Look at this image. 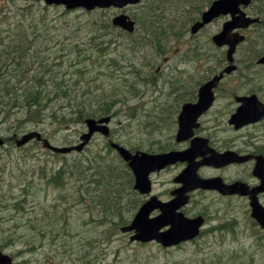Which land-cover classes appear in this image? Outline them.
I'll return each instance as SVG.
<instances>
[{
    "label": "rangeland",
    "instance_id": "rangeland-1",
    "mask_svg": "<svg viewBox=\"0 0 264 264\" xmlns=\"http://www.w3.org/2000/svg\"><path fill=\"white\" fill-rule=\"evenodd\" d=\"M185 1V0H183ZM190 2L192 0H187ZM210 0H194L189 8L175 7L168 13V18L174 20L175 26L173 32L170 34L161 49L162 52L156 53L149 46L138 48L135 50L132 47V41L127 38L126 40L119 39L118 34L108 37L109 41L113 42L111 46V53L118 56L119 53L125 55V59L121 61V69L116 66L113 67L116 83H123L124 91L128 83L136 80L135 75L130 74L131 71L139 72V81H142L143 76L147 78V84H141L139 89L140 95L133 96L132 92L127 93L125 102L119 104L122 110L119 113L118 119L125 120L124 117L131 116L141 105L153 99H161L166 91V98L174 96V105L165 104L163 101L158 100L157 104L162 105L163 111L167 114L172 113L169 123L161 127V130L153 129L146 133V130H141L137 135L138 137L129 139L134 141L137 147H144L151 153L164 152L176 146L174 143V133L176 130V116L180 105L190 98L192 93L190 91H178L174 89L172 84L171 75L173 74L172 67L175 64L183 63L180 59L190 61L184 63L182 82L191 84L193 92L198 89L201 83L208 80V72L206 69L209 66H215L218 73L222 70L218 60L225 58V50L216 48L209 44L211 38L215 33L221 30L222 24L226 19L222 18L219 21L212 23L201 35L197 38L191 35V27L196 19L210 6ZM215 0H211L213 2ZM259 2V0H256ZM210 3V4H209ZM257 3H254L256 5ZM148 8L145 9V11ZM117 11V10H116ZM115 10L105 11V13L97 11L87 13L83 11L69 12L65 16V23L57 27L54 31L55 35L51 38V42L63 40L70 30L76 35L84 37L87 31L85 25H89V21H97L102 18H110V20L117 14ZM142 9L130 8L128 13L139 14ZM64 12V8H51L49 17H55ZM116 13V14H115ZM119 13V12H118ZM108 18V19H109ZM84 22V26L79 27ZM117 30V29H116ZM114 30V31H116ZM119 31V30H118ZM120 32V31H119ZM141 31L136 32V36H140ZM118 33V32H117ZM173 33H177V36ZM254 44L256 47L247 48L245 46L240 49V53L236 55L237 65L244 68V73L249 79H253V83L259 86L264 85V67H255L249 71L248 63L256 64L259 57V51L264 46L263 39L260 38V33L255 38L247 40ZM192 45V46H191ZM197 46L199 54L189 55L188 49ZM61 45L58 46L60 49ZM245 50H250L245 52ZM258 56V57H257ZM254 59V60H253ZM243 70V69H242ZM241 70V71H242ZM123 71V72H122ZM242 74V76H240ZM241 77L243 73L233 74L227 77L220 86V96L217 106L212 112L208 114L209 125L214 124V120H218V124L222 122V113L225 110L226 100L230 94V88L244 94L247 91L245 85L242 84ZM83 86H80L81 91ZM263 96V94H262ZM61 105L66 106L67 101H59ZM124 106H127L124 108ZM235 106V105H234ZM95 107V106H94ZM66 108V107H65ZM67 110V109H66ZM140 111V110H139ZM159 110H157V113ZM166 118V120H167ZM127 120V119H126ZM144 120V118H143ZM165 120V121H166ZM207 121V119H205ZM136 124L138 121H133ZM7 124L0 123V137L6 140H13L15 136L19 138L26 134L28 130H13L8 129ZM58 129H50V128ZM116 122L112 124V130H116ZM48 131H40L48 138L51 143L57 147H68L76 145L80 141V137L85 133L84 125H73L70 128L63 129L61 125H52L51 120L44 124V129ZM134 129V127H133ZM37 130V129H36ZM264 123L258 127H247L238 132L234 138L241 142L247 141L248 138H260L258 143H264ZM119 131V130H116ZM232 136L235 134L229 131ZM119 137L124 138V133H118ZM134 135V133H133ZM117 142L116 139H113ZM126 140H123L124 143ZM106 139L103 136H96L91 144L85 149V154L90 152H97L105 148ZM133 142V143H134ZM137 142V143H136ZM35 142L30 143L24 148L10 149L12 142L0 148V189L1 191L8 192L10 189L16 188L17 179L9 176L7 168L4 167L5 163L15 161L17 159H28L31 163H45L48 164L50 169H57L63 161L56 159L50 152L46 150L43 145H35ZM14 144V143H13ZM130 149L127 145H125ZM11 150L12 155L8 154ZM140 150V149H139ZM151 150V151H149ZM132 151V150H131ZM78 154V153H74ZM22 156H25L22 158ZM113 156L111 159L113 161ZM72 157H78L77 155ZM71 160V156H69ZM2 161V162H1ZM114 162V161H113ZM115 163V162H114ZM118 163V162H117ZM116 164V163H115ZM37 166V164H34ZM183 165L172 168L159 176H153L154 189L152 195H158L162 200H167L170 190L176 185L173 179L182 171ZM4 169V170H3ZM32 196L29 197L30 205L26 211L21 210H2L3 217L0 221L3 223L0 226V242L6 244L3 249L15 258L16 264H264V248L256 245L254 239L255 231L252 229V221L250 219V208L248 202L245 200H224L214 193H198L194 201L188 205V210L191 215L206 214L210 218L216 219L215 225L219 226L230 224L234 221L237 233H228L220 238V233L206 234L202 239H198L196 243L185 244L180 248L164 249L156 242L139 244L130 242V235L121 232V224L116 222L113 215L108 218H101L104 215L102 207L92 209L90 207L96 201L91 202V197L87 196L83 201L77 193L76 184H82V180H69L70 183L64 190L66 198L62 201L56 200L59 194L54 191L37 190L39 187L37 181L30 175ZM130 180V179H129ZM134 178L131 175L130 182H126L123 178L120 180V187L122 189L121 197L117 202V208L124 211V220L131 223L135 217L139 206L135 205L137 202H145L148 197L138 194L133 190ZM55 189V188H53ZM56 191L58 189H55ZM4 193V192H3ZM17 189H14L16 195ZM71 198V199H69ZM71 203L67 210V202ZM59 210V216L56 217L53 211ZM231 216V218L229 217ZM246 226L244 232L242 227ZM225 233V232H223ZM13 234V235H11ZM262 235V234H261ZM263 236V235H262ZM264 237V236H263ZM67 241V242H66Z\"/></svg>",
    "mask_w": 264,
    "mask_h": 264
},
{
    "label": "trees",
    "instance_id": "trees-1",
    "mask_svg": "<svg viewBox=\"0 0 264 264\" xmlns=\"http://www.w3.org/2000/svg\"><path fill=\"white\" fill-rule=\"evenodd\" d=\"M147 3L149 8L137 18V23L144 31L143 35L141 33L142 37L135 38L130 34L122 36V33L118 35L119 39L129 38L135 52L138 48L148 45L152 48H162L166 38H171L170 34L175 26L174 20L168 18V13L179 5L176 0H149ZM181 3L185 8L189 2ZM259 3L262 5L264 1L259 0ZM50 10L51 8L33 0H0V123L7 124L8 129L18 131L37 129L46 132L48 130L44 129V124L48 123V120H51L52 125L59 124L63 129H67L73 125H83L88 117L113 115L118 126L116 130L119 131H112V139H116L117 143L123 146L127 145L133 152L146 149L137 147L134 141H128L126 137L137 138V134L143 129L146 133L153 129L161 130V127L169 122L159 120L157 111L154 113L155 119L146 118L144 122L140 108L131 113L130 117H124L125 120L118 119L122 110V105L118 107L119 104L125 102L130 91L133 96L138 97L139 82L142 81L138 79L139 72H133L136 80L130 83L128 78L124 91L123 83H116L113 78L112 66L122 70L121 61L125 59V55L119 53L113 57L111 53L113 42L109 41L108 37L117 33L108 18L89 21V25L81 23L79 27L86 26L88 37L76 35L70 30L63 40L54 43L51 42V37L55 35L57 27L65 23L68 12L49 17ZM262 21L264 23V17ZM173 34L177 36V33ZM261 34L264 41V27ZM263 49L264 46L260 51ZM218 62L222 64V68L226 61L224 58ZM249 67L251 63H248ZM206 71L208 78L218 73L215 66H209ZM84 83L86 86H83L81 91L79 87ZM59 101H67V105H61ZM133 121L138 123L134 124ZM50 129L58 131L56 128ZM118 133H124L126 136L121 138ZM9 140L12 142L10 149H15L14 140ZM123 140H126V143ZM34 142L35 145L40 144L38 141ZM85 152L84 150L82 153L70 155L51 154L63 161L58 164L57 169H50L45 163H31L28 159L9 160V163H5V172L17 179V184L16 188L6 193L0 189V219L3 217L2 210L26 211L30 205L28 199L33 194L29 181L32 175L39 186L37 190H50L54 191V194L56 192L59 194L56 199L58 201L66 198L64 190L70 183L69 180H82V184H76L80 201L87 196L91 197V202L96 203L92 204L90 211L102 207L104 215L101 218L113 215L115 224L126 226L128 221L123 219L124 211L117 208L116 201L122 194V189H119L120 180L124 178L126 182H130L131 173L117 153L109 147L108 142L103 150L87 155ZM8 154L12 155L11 150ZM75 155L78 157H72ZM112 155L116 164L111 159ZM14 189H17L16 195ZM69 201L64 210L71 204ZM141 204L137 202L135 205L138 207ZM54 213L53 223L59 216V210L51 214ZM2 225L0 221V226ZM5 247L6 244L0 242V249Z\"/></svg>",
    "mask_w": 264,
    "mask_h": 264
},
{
    "label": "water",
    "instance_id": "water-1",
    "mask_svg": "<svg viewBox=\"0 0 264 264\" xmlns=\"http://www.w3.org/2000/svg\"><path fill=\"white\" fill-rule=\"evenodd\" d=\"M48 5H65L68 10L76 8H85L87 11L95 8L117 7L124 8L128 5L140 3L142 0H44ZM252 0H217L210 9L204 13L203 20L194 25L192 32L197 33L205 25L211 23L214 19L222 15H231L232 20L224 24L223 31L213 38V41L219 46H229L227 51V60L231 66L227 67L221 74L214 76L210 81L205 83L199 89V100L197 103L186 104L183 106L179 116V131L177 141H187L194 136V129L199 127L198 119L207 112L212 106L215 95L214 89L218 86L225 74H231L236 70L234 65V54L237 46L245 40L244 36L233 34L236 29L247 28L258 20L246 18V14L240 9L241 5L249 6ZM113 24L133 32L135 22L129 16L121 15L114 19ZM264 64V57L260 60ZM238 101L243 102L238 112L233 115L230 123L236 128H241L247 124L255 123L264 116V105L253 97L239 98ZM111 117L102 118L100 120L87 119L85 124L88 127V133L81 136V143L70 147L53 146L47 139H44L38 132H30L17 140V146L22 147L34 139L43 142L45 148L55 153L68 154L73 151L81 152L91 141L96 133H102L105 137H110V128L108 124ZM4 144V140L0 138V146ZM111 146L118 151L120 156L128 163L135 176V189L141 194H149L151 192L150 174L161 171L167 166L177 163H187L188 166L177 177L176 181L183 184V187L175 193L176 198L169 203H162L153 197L146 202L138 211L135 219L130 226L122 228V231L132 232L136 234L131 237V241H139L148 243L157 241L164 247H173L184 241L191 240L200 234V228L203 225V218L188 219L183 213L178 212L184 207L189 197L187 194L199 188L219 191L223 195L249 196L252 208V217L255 218L261 226L264 227V208L260 205L257 195L264 191V165L259 162L258 169L261 170L259 175L262 179V185L255 189H249L242 183H234L227 185L221 178L201 179L198 170L201 166H214L221 168L231 163H242L249 157H240L234 153L218 154L208 148L207 140L196 138L192 141L191 147L183 152H168L162 154H149L138 151L131 153L126 148L112 143ZM209 154V156L207 155ZM205 156H208L205 158ZM205 158L201 162H197L198 158ZM160 210L161 214L155 218H150L152 212ZM167 231H162L169 227ZM0 264H13V259L4 254L0 250Z\"/></svg>",
    "mask_w": 264,
    "mask_h": 264
},
{
    "label": "flooded vegetation",
    "instance_id": "flooded-vegetation-1",
    "mask_svg": "<svg viewBox=\"0 0 264 264\" xmlns=\"http://www.w3.org/2000/svg\"><path fill=\"white\" fill-rule=\"evenodd\" d=\"M252 6L253 5H250L248 7H243V10L247 14V16H249L251 18H257L258 19V17L254 16V14L252 12ZM258 20L260 21V19H258ZM258 26H259V24L255 25L253 28V29H256V31H254V34H255L254 38L259 33V30L262 28V27H258ZM249 30H252V28ZM191 49H192V47H190L188 49V52H186V53L189 55H191V54L193 55ZM238 53L239 52H237V54ZM262 56H259L258 60ZM180 60L183 63L175 64L172 67V69H174L176 71H180L181 74H183L184 71H183L182 66H184V63H190V61H185L182 59H180ZM178 79H180V78H178ZM171 81H172V84H174L175 79H171ZM187 85L188 84H186V83H180L178 86L174 85L173 90L175 91V89H176L177 92L178 91H186L187 92V91H189L187 88ZM258 88L262 89V93L264 96V85L259 86ZM229 90H230V94L228 95L229 98H228V100H226L224 102V103H226V106H229V108L225 107V110L222 113V117H221L222 122L220 123V125L218 124V120L216 119V120H214V124L211 127H208V125H209L208 114L210 112H212L218 104V100H219V96H220V87H218L215 90L216 98H215V101L213 102V105L210 108V112L201 118V121H200L201 126L197 130H195L194 137L207 140L209 143V147L218 153L235 152L236 154H238L241 157H249V160L246 161L245 163L233 164V165H229V166H226V167H223L220 169L205 166V167L200 168L198 173H199V176L203 179L221 178L224 181V183H226L228 185H232L233 183H236V182H241V183L249 186L250 189H253V188L258 187L261 183L260 177L255 174V171L257 172V170H258L259 162L262 164V166L264 165V143H258V140L260 139L258 137L257 138L250 137L247 139V141H244V142H241L237 138H234L236 136V134H238V132H240V131H235V128L233 126L229 125V121H230L231 116L234 113H236L239 105L235 103V98L237 96L236 91L233 90V88H230ZM250 95H252V94H250ZM172 97H174V96H172ZM258 97L264 103V97H260V96H258ZM194 99H195V97L192 93L190 98L187 99L182 105L191 103L192 101H194ZM205 119H207V121H205ZM262 123H264V119L254 123L253 126H251V127H258ZM229 131H233L235 134H233L230 137H227V135H230ZM177 132H178V128H177L176 133H175V141H174V143H176V146L173 147L172 150L184 151V150L188 149L189 147H191V144H192L191 140H189L187 142H183V143H178L176 141ZM261 132H262V134H264V130H262ZM198 161H202V159H198ZM179 165H183V167H184L183 169H185V167H186V164H178L174 167H177ZM174 167L167 168L166 171L171 170ZM166 171H164V172H166ZM164 172L154 174L153 176H159ZM153 176H152V180H153ZM173 183L176 186L170 190V193L168 195V199L163 200V201H170L171 199H173V192L175 190H177L179 187H181V185H178L177 183H175L174 179H173ZM153 185H154V180H153ZM199 192L200 193H203V192L214 193L224 200H230V201L245 200L249 204V197H241L239 195L224 196V195H221L217 191H203V190H197V191H194L193 193H191L190 194V198H191L190 203H192V201H194L195 197L197 196V194ZM156 196L159 199H161L160 196H158V195H156ZM258 199L261 202V204L264 206V192L258 194ZM187 207L184 208V213L189 218H196L200 215H202L205 218V227L203 228V232H206L207 230L212 231V232H219L220 238H223L227 234V232L231 233V234H240V233H237V231H236L238 229H235L236 225H235L234 221L230 222V224H227V225H224L225 223H222L219 226L218 225L216 226L215 225L216 219H214V218L212 219L204 213L198 214V215H191V213H189V210ZM249 208H250V206H249ZM158 213L159 212H157L156 214H158ZM229 217L231 218V216H229ZM250 219L253 222L251 226H252V229L255 231L254 234L260 233L259 238L261 241H264V237H263L264 236V230L259 226V224L255 220H253L251 218V209H250ZM246 229H247L246 226L242 227V230L244 232L246 231ZM223 232H225V233H223ZM254 239H256L255 236H254ZM192 243H194V242H192ZM53 264H57V263H53Z\"/></svg>",
    "mask_w": 264,
    "mask_h": 264
},
{
    "label": "bare ground",
    "instance_id": "bare-ground-1",
    "mask_svg": "<svg viewBox=\"0 0 264 264\" xmlns=\"http://www.w3.org/2000/svg\"><path fill=\"white\" fill-rule=\"evenodd\" d=\"M214 101H215V99H214ZM188 104H191V103H188ZM186 105V104H185ZM213 105V104H212ZM211 108V107H210ZM260 121V120H259ZM258 122V121H257ZM256 123V122H255Z\"/></svg>",
    "mask_w": 264,
    "mask_h": 264
}]
</instances>
